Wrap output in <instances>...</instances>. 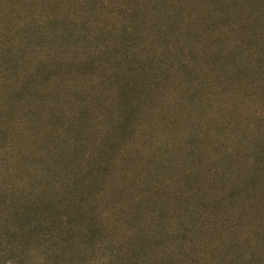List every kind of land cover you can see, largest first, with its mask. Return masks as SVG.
I'll return each mask as SVG.
<instances>
[{
	"label": "trees",
	"instance_id": "1",
	"mask_svg": "<svg viewBox=\"0 0 264 264\" xmlns=\"http://www.w3.org/2000/svg\"><path fill=\"white\" fill-rule=\"evenodd\" d=\"M183 2L78 0L70 7L62 8L67 10L68 15L70 12L74 14L72 19L65 20L54 10L52 0H42L39 11L33 9V0H12L9 16H14L12 6L15 3L20 11L16 26L9 21L5 25L9 45L13 40L9 48L17 45L18 55L25 50L31 51L30 56L34 55L28 46L30 37L34 38L36 33L37 42L42 43L48 28L62 30V36L57 35L61 39H58V47L62 45V61L57 58L53 65L71 67L79 81V84L69 86L72 98L65 100L68 109L62 107V111H52L49 117L50 161L44 164V169L50 174V194L44 195L46 216L55 218L56 211L61 207L65 211L66 207L74 204L77 205V212L83 210L82 215L85 217L86 214V218L95 217V206L101 202L120 207L122 195L119 191L125 189L127 173H132L130 166L135 162H149L150 175L156 176L161 171L156 167L158 161L146 151L147 147L150 151L154 144L159 143L158 147L162 150L158 151L163 161L167 164L172 160L181 145L176 149L165 144L166 131L170 127L156 129L153 120L165 123L169 118L164 110L152 114V106H149L161 94L160 85L164 82L166 71L172 69L175 78L193 82L190 85L192 94L187 98H184L183 88L177 86L179 110L182 112L186 108L183 114L186 123L190 114L205 108L204 101H200L204 94L202 84L209 86L223 77L233 86L235 76H222L224 66H219L220 60L228 62L224 64L231 65L235 75L243 71L242 63L251 64L255 26L249 27L248 23H245L246 26L234 25L247 15L242 13L245 3L237 4V1L229 0L199 22V15L193 9L188 15L195 18L180 16ZM22 8L25 15H21ZM252 18L256 16L252 15ZM50 40L57 41L56 38ZM70 48H73L72 51ZM43 50L49 59L51 51ZM46 61L40 59L30 70L18 68L19 72L25 70L22 84L27 91L35 86L38 88L40 83L55 80L56 70L47 68ZM4 68L11 71L13 64L6 61ZM194 83L198 85L194 87ZM109 98L110 101H106ZM183 98L189 99L192 104L191 112L184 106ZM101 100L106 101L102 106L107 108L106 118L103 119L108 121L107 126L102 129L88 127L90 122L99 119L93 113L92 104ZM110 110L115 114L112 115ZM142 122H149L151 127L148 131L140 128ZM242 142L243 138L238 143ZM181 144L183 150L191 152L190 140ZM256 149L255 145H251L243 150L251 169L242 183L233 181L225 175L226 172L213 173L215 182L227 187V197L235 195L236 208L224 209L221 202L209 207L208 202L198 199V189L192 177L186 174L183 184L172 194L160 195L162 186L155 183L143 191L140 198L145 208L141 217H151L154 226L163 229L165 237L180 247L190 244L193 252L208 249L215 254L225 248H239L240 253L243 252V260L255 256L257 247L262 243L264 245V220L260 221L261 224L252 223L241 207L242 204L254 205L252 208L256 214L264 212L260 209L264 206V160L258 156L262 153ZM115 179L118 181L115 182ZM48 184L46 182L45 185ZM70 191L76 192L77 201L72 202L68 198L73 193ZM239 193L243 196L240 197ZM89 194H93V198L100 195L98 204L84 205ZM174 199L176 204H173ZM134 217L132 220H135ZM219 227L235 234H227L228 239L224 242V238L220 239L221 235H212L218 232ZM89 231L90 235L94 233L93 228ZM208 236L220 240L208 246Z\"/></svg>",
	"mask_w": 264,
	"mask_h": 264
},
{
	"label": "rangeland",
	"instance_id": "2",
	"mask_svg": "<svg viewBox=\"0 0 264 264\" xmlns=\"http://www.w3.org/2000/svg\"><path fill=\"white\" fill-rule=\"evenodd\" d=\"M76 1L52 0V6L60 18L70 20L74 14L70 12V17L67 10L62 8L70 7ZM227 1L184 0L180 16L191 19L193 16L188 13L193 9L199 15L198 21L202 22ZM235 1L237 4L245 3L242 13L247 15L234 25L246 26L245 23H248L249 27L255 26V48L252 46L251 64L242 63L243 71L237 75L233 73L231 65L224 64L228 62L219 59V66H224L222 76H235L233 86L223 77L209 86L202 84L204 94L200 101H204L205 108L190 114V119L185 123L183 114L186 108L182 112L179 110L177 86L183 88L184 98H187L192 94L190 85L193 82L175 78V71L171 69L166 71L167 75L160 85L161 94L149 103L152 114L164 110L169 118L165 123L153 120L156 129L170 127L166 131L165 144L176 149L181 145L172 160L167 164V161H163L158 151L162 150L158 147L159 143L154 144L150 151L147 147L146 151L158 161L156 167L161 171L156 176L150 175L149 162H135L130 166L132 173H127L125 189L118 190L122 195L120 207L104 202L98 204L100 195L93 198V194H89L84 205L98 204L94 209L95 217L86 218V214L83 217V210L78 213L74 204L66 207L65 211L61 207L56 211L55 218L51 219L45 215L44 205V195L50 194V174L44 169L45 162L50 161L49 117L52 111H62V107L68 109L65 100L72 98L69 86L79 84V81L71 67L53 65L57 58L62 61V45L58 47L57 38V35L62 36V30L48 28L42 43L37 42L36 33L34 38L30 37L28 46L35 57L26 50L18 55L17 45L9 48L13 40L9 45L5 25L8 21L17 25L20 8L15 3L12 6L14 16H9L12 13V0H0V264H264L263 243L257 247L256 255L248 260H243V252L240 253L239 248H225L215 254L208 249L193 252L190 244L180 247L165 237L163 229L154 226L151 217H141L145 208L140 198L143 191L155 183L162 186L160 195L172 194L183 184L186 174L192 177L198 189V199L208 202L209 207L221 202L224 209L236 208L235 195L227 197V187L215 182L214 171L226 172L225 175L233 181L242 183L251 169L243 150L255 145L256 151L262 153L258 156L264 160V0ZM41 2L33 0L35 11H39ZM23 10L21 15H25ZM252 15L256 18H252ZM51 38L57 41H51ZM43 49L51 51L49 59ZM40 59L46 61L47 68L56 70V78L27 91L22 84L23 72L30 70ZM6 61L13 64L11 71L5 70ZM18 68L25 70L19 72ZM197 85L194 83V87ZM106 101L92 104L93 113L99 119L90 122L88 127L102 129L107 126L108 121H103L107 108L102 106ZM184 106L192 111L189 99H184ZM110 111L112 115L115 114L113 110ZM150 127L149 122L140 124L143 131H148ZM96 133L94 129V135ZM242 138L243 142L238 143ZM186 140L191 141V152L182 149L181 142ZM70 192L73 193L68 198L72 202L77 201L76 192ZM239 196L243 194L239 193ZM252 206L242 204L241 209H245L244 214L252 223L261 224L264 212L256 214ZM260 209L264 210V206ZM133 217L135 220H132ZM170 226H173L172 223ZM92 228L94 233L90 235L89 229ZM217 230L212 235H221L220 239L224 238L225 242L230 233L222 227ZM220 239L208 236V246L217 244L216 241ZM253 242L254 239L251 240Z\"/></svg>",
	"mask_w": 264,
	"mask_h": 264
}]
</instances>
